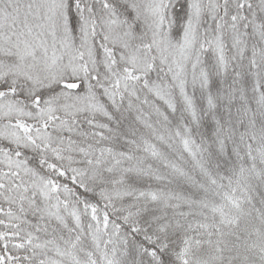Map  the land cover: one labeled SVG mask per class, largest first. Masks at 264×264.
Listing matches in <instances>:
<instances>
[{
  "label": "snow or ice",
  "instance_id": "6c2138e0",
  "mask_svg": "<svg viewBox=\"0 0 264 264\" xmlns=\"http://www.w3.org/2000/svg\"><path fill=\"white\" fill-rule=\"evenodd\" d=\"M0 264H264V0H0Z\"/></svg>",
  "mask_w": 264,
  "mask_h": 264
}]
</instances>
